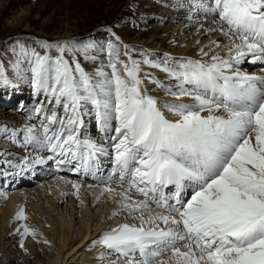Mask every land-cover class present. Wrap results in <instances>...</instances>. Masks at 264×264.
<instances>
[{"label": "snow or ice", "instance_id": "snow-or-ice-1", "mask_svg": "<svg viewBox=\"0 0 264 264\" xmlns=\"http://www.w3.org/2000/svg\"><path fill=\"white\" fill-rule=\"evenodd\" d=\"M190 4L189 18L197 12L218 17L220 26L209 30L230 39L223 49L227 58L215 54L207 63L185 58L175 67L167 59L137 60L131 55L134 49L111 33L113 39L106 43L110 72L99 68L89 73L82 67L81 54L96 59L88 56L98 47L92 42L39 41L46 50L43 54L21 45L13 64L18 76L30 72L37 93L47 95L54 105L34 110L44 119L40 128L25 126V144L50 148L60 157L58 166L76 161L75 171L95 176L99 165L91 162L109 151L81 138L83 115L91 105L99 127L115 133L110 137L116 166L112 174L128 185L120 193V208L142 216L151 211L149 201L155 200L175 214L104 232L93 243L103 245L102 255L115 256L111 264H165L161 257L168 251L174 264H264V75L238 67L245 62L264 64V0ZM99 51L105 48L100 46ZM201 55L208 53L201 49ZM142 64L160 68L178 82L173 91L152 78L168 95L188 96L194 103L160 102L148 95ZM9 83L0 70V84ZM56 106L66 115L58 114ZM163 109L179 119H168ZM113 120L118 122L114 128ZM0 134L14 141L18 131L2 126ZM169 186L174 191L165 197L163 189ZM73 187L79 190L80 185ZM133 189L144 199L129 203ZM104 191L115 189L106 186ZM16 218L27 219L23 208ZM157 221L173 227L162 228ZM29 234L36 233L23 225V235ZM181 243L187 251L181 250Z\"/></svg>", "mask_w": 264, "mask_h": 264}, {"label": "bare ground", "instance_id": "bare-ground-1", "mask_svg": "<svg viewBox=\"0 0 264 264\" xmlns=\"http://www.w3.org/2000/svg\"><path fill=\"white\" fill-rule=\"evenodd\" d=\"M189 10V12L192 11L191 8H189ZM204 16L203 13H200L198 16L199 18L195 16L196 18H194L192 22L188 21L181 28H184V30H191L192 28L195 29L198 27L194 34H191V36L194 35V38L192 37L193 41L198 39L200 42L203 38L207 37V39L202 41L203 47L214 44L213 42H215L216 47L219 45L218 48H224L223 40L225 36L219 31L209 30L217 29L220 26V22L215 19L209 21L211 17L206 20ZM224 27L226 26L224 25ZM228 43L230 44L231 41H228ZM185 51L186 48L183 52H177L176 55H180L182 58L193 56L191 53H185ZM167 52L175 54V52H171L170 50H167ZM251 66L254 67L253 70L255 73L252 72L250 74L264 75V71H262V69H264V64H250L245 62L238 67L242 71L249 73L247 70ZM95 71L96 70H92L88 72L94 73ZM104 71L108 70L104 69ZM141 76L144 80L143 73H141ZM143 83L144 87L147 89V94L155 97L160 102L175 104L193 103L191 97L180 96L177 98L167 93L157 91L154 86H150V84L145 81H143ZM12 88L13 85L10 83L7 85L0 84V99L2 98V103L0 102V127L7 126L8 129L17 130L18 133L23 132L25 126L29 125L40 128V122L44 119L42 114L32 112L30 116L33 119L30 118L31 120L27 119L26 115L22 117V111L19 112L20 109L22 110L24 108L21 107L22 102L17 109L14 107L15 103L11 102L13 101L11 98L3 96L5 91L13 90L14 88ZM21 91L23 92V90L20 89V92ZM33 95H35L33 98L41 97V100L43 99V104L41 106V100L39 101L40 107L45 109L54 107L51 105L48 106L50 98L44 93H37L35 88H33ZM26 96L28 95L26 94ZM55 110L58 114L66 115L59 106H56ZM163 111L168 119L173 121L179 119L178 116L170 113L167 109H163ZM83 121L84 127L80 129L81 138L87 137L93 140L98 146L108 148L109 151V155L107 156L97 154L96 160L91 162L93 164L98 163L99 165L98 170L95 171V176L91 171L85 173L82 170L81 172L84 177L81 175L73 177L62 173L52 174L51 176H54L52 179L51 177L49 179L45 177L44 185L35 187L39 184H28L25 177L22 178V180H25L23 184L15 185L14 182L17 180L15 173L13 174L14 176L8 179L4 178L6 176H3V174L0 175V185L7 190V192L10 190L13 191L12 194L7 196L4 195L6 193L0 192V264H111L115 256L102 255L105 252L103 245L93 243L98 240L104 232L119 227L124 223L137 226V222H140V219L147 220L149 217L154 216L175 215L168 210L151 204H149L151 211H144L142 216L140 214L129 215V209L120 208V193L127 189V182L125 181L122 183L116 176H112L110 181L107 179L110 174L108 171L116 167L113 162L114 150L110 146L111 143H113L110 141V137L115 135V133L103 131L99 127L94 118L92 107L90 106H87V113L83 115ZM111 126L112 128L118 126V122L113 120ZM7 143V141H0V145H6ZM8 144L11 145V143ZM12 146L14 145L12 144ZM30 149L32 150L30 151ZM25 151H27V153L31 152L32 155L37 154V158H39L40 161H44L42 164L47 162L44 158V154H40V151L36 150L34 146L30 145L26 147ZM25 158L28 157L25 156ZM24 159H22L23 162ZM34 160L36 159L34 158ZM27 163L30 164L29 162ZM5 165L6 164H4V169L8 167L9 171L12 170L9 166ZM21 170H23V167L20 168V171ZM74 184L80 185L79 190L73 187ZM106 186H110L115 189V191H104ZM130 195L131 200L129 203H134L142 199L140 197L141 195L135 191H131ZM68 198L71 199V206L67 207L64 212H67V214L69 213L71 217H75L78 213L82 214L81 222L85 228L83 232L73 231L70 227V223L59 217L60 211H63L62 209L60 210V208L67 202ZM44 199L53 205L52 211L54 214H58V218L47 220L45 216L43 217V212L35 203L41 202ZM21 208L24 209V214L27 217L26 220H18L16 218ZM114 213L118 214L114 215ZM120 214L124 216L122 222L119 216ZM131 218L132 221L133 218H135L134 222L136 221V223H130L129 221ZM176 218L179 219L178 216ZM157 223L161 226L163 225L165 229L173 227L171 224H162L161 221H157ZM25 224L29 229L35 231L36 234L34 236L31 234L26 236L23 235V225ZM178 246L181 247L182 251L188 250L182 243ZM15 252H19L21 255H14ZM161 259L165 264H174L170 251L164 253Z\"/></svg>", "mask_w": 264, "mask_h": 264}, {"label": "rangeland", "instance_id": "rangeland-1", "mask_svg": "<svg viewBox=\"0 0 264 264\" xmlns=\"http://www.w3.org/2000/svg\"><path fill=\"white\" fill-rule=\"evenodd\" d=\"M188 7L191 8L190 0H0V65H2V69L0 70L3 71L14 88L10 90L11 92L9 90L5 91L3 96L11 98L13 100L11 102L15 103L14 107L17 109L22 102L21 107L24 108L19 111H22L21 116L26 115L27 119H33L30 114L38 108L41 97L33 98L35 95H33L34 85L31 73L25 72L23 76H18L13 64L17 60V53L21 45L28 49L34 48L43 54L46 50L40 47L39 41H48L50 43L64 41L95 43L98 46L97 49L90 50L88 53V56L96 58L95 61L86 58L83 54L78 57L82 67L86 71L103 68V70L105 69L110 72V68L107 67L109 57L107 55L106 43L113 39L111 33L120 36L124 45L134 49L131 55L137 60L148 58L157 63H163L167 59L168 65L175 67L178 62H182L185 59L180 55H176V53L183 52L185 48V53L193 55L188 58L202 60L205 63L210 62V57L215 54H220L222 57L227 58L228 53L223 51V49L229 45V38L225 37L223 40L224 48L216 47L215 43L203 47L202 41L207 39V37L199 42L198 39L193 41L194 35L191 36L198 27L191 30L181 28L188 21L192 22L194 18H199V12L191 15V18H189L190 10ZM204 18L206 20L210 18L209 21L211 19L219 21L216 16H204ZM108 29H111V32ZM100 46H103L105 51H99ZM13 49L16 51L14 52ZM201 49L207 52L208 56H202ZM167 50L175 52V54H170ZM120 51L121 59H125L123 56L124 48L122 47ZM52 52L55 53V50H52ZM26 66V63L22 65V67ZM141 68L143 76L144 74H148L147 78L143 81L150 84V86H154L157 91L166 93L157 83L152 82V78H155L156 81L166 88L170 87L173 91H177L176 85L178 82L172 79L168 73L162 71L160 68L144 64L141 65ZM253 68L251 66L247 71L255 73ZM20 89L23 90V92L21 91L22 93ZM192 101L194 103V100ZM0 102L2 103V98ZM42 104L43 99L40 106ZM50 105L54 106L52 103H48V106ZM88 106L92 107L91 105ZM203 114L208 115L207 112ZM23 135V132H19L13 141L4 138V135L0 134V141L11 143V145L8 143L0 145V172L6 174V170L3 169L4 164L12 170L17 168V158L21 154L14 150H17V148L16 146H12V144H24ZM4 147H7V151L3 153ZM22 155L25 158L26 155ZM29 155V157L33 156L32 153ZM34 155L37 157V154ZM35 159L40 161L39 158ZM6 162L9 163L7 164ZM28 162L32 163L30 160ZM2 165L3 168H1ZM7 169L8 172L12 171H9L8 167ZM13 174L3 176H6L4 178L8 179L14 176ZM42 185H44V182L35 187ZM2 188L0 186V192L6 193L4 194L6 196L13 192L10 190L8 193L7 190ZM35 205L43 212V217H46L45 219L58 218V214H54L52 211L53 205L46 199L38 203L36 202ZM69 206H71L70 198L60 208L63 211H60L59 217L68 221L73 231L83 232L85 228L81 222L82 214L78 213L75 217L69 216V213L64 212ZM119 216L122 222L124 216L122 214ZM134 219L132 221L131 218L129 222L132 224L136 223ZM141 220L137 222V226L140 225ZM159 226L164 228L163 225L159 224ZM16 254L21 255L19 252L14 253V255Z\"/></svg>", "mask_w": 264, "mask_h": 264}]
</instances>
